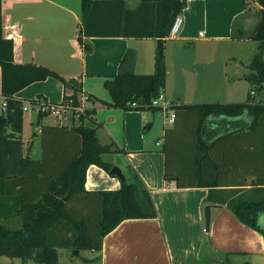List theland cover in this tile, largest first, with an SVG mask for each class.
I'll use <instances>...</instances> for the list:
<instances>
[{"label": "crops", "instance_id": "0c3cea01", "mask_svg": "<svg viewBox=\"0 0 264 264\" xmlns=\"http://www.w3.org/2000/svg\"><path fill=\"white\" fill-rule=\"evenodd\" d=\"M127 1L134 8L141 0ZM259 6L256 3V8L246 10L245 0H187L180 13L184 24L175 36H84L80 42L81 0H2L3 33L14 40V61L47 66L67 79L77 78L82 90L80 97L83 93L90 95L86 103L89 115L83 122L97 127L102 143H113L120 150L113 155L115 165L123 173L128 167L136 172L153 198L156 217L125 219L104 236L101 250L91 249L99 264H264V235L240 220L227 203L233 197V190L264 185V148L252 149L256 156L250 161L238 155L235 161H230L227 151L215 147L210 157H202L191 165L189 184L195 186H179L176 179L166 177L163 149L168 126L162 129V140L156 137V132H148L155 122L157 109H124L111 105L112 95L105 85L107 79L118 73L129 48L136 52L135 72L152 73L159 39H163V44L175 38L205 44L253 39ZM249 61L239 63L240 67L243 64V71ZM198 71L194 72L196 76ZM205 83L197 87L193 95L195 103L175 101L179 97L172 98L167 85L164 94L173 105L174 102L179 105L247 102L250 98L264 103V98H256L255 90L247 101H238L223 90L226 97L214 99L218 92ZM205 88L211 92L202 94ZM66 91L73 90L71 87L66 90L61 80L48 77L16 93L23 103L31 102L28 110H24L22 132L24 151L29 156H42V126H72L82 122L69 114L63 117L52 112L40 114L32 105L34 99L61 102ZM3 100L0 65V110ZM223 121L210 118L203 135L214 139L222 133ZM198 181L204 184L214 181L216 185L197 186ZM122 183L117 175L96 164L88 168L85 186L89 190L119 189ZM207 205L212 206L209 230L205 222Z\"/></svg>", "mask_w": 264, "mask_h": 264}, {"label": "trees", "instance_id": "16d2710c", "mask_svg": "<svg viewBox=\"0 0 264 264\" xmlns=\"http://www.w3.org/2000/svg\"><path fill=\"white\" fill-rule=\"evenodd\" d=\"M256 3L260 4V16L251 37L257 41V47L243 76L261 89L264 0H245L246 10L256 8ZM186 4L187 0H141L131 8L127 0H81L83 26L78 39L82 42L84 36L166 38ZM2 20L0 0L2 93L8 104L5 112L0 113V254L19 257L23 263L33 260L38 264H59L60 249L101 250L104 236L123 220L153 218L157 211L148 188L129 167L124 169L126 178L119 189L86 188L88 168L93 164L116 175L111 171L115 165L112 158L120 151L113 143L100 141L93 123L83 122L88 110L79 117L82 122L78 125L42 126V156L34 158L25 153L24 103L16 93L48 77L61 80L66 90L72 88L73 91H66L64 99L73 98L78 103L82 90L77 78L67 79L35 63H16L14 40L4 36ZM135 57V49L129 48L118 73L106 80L113 99L109 104L124 109H156L151 103L164 92L166 81L163 53H158L152 73L135 72ZM172 108L176 120L165 131L163 150L166 177L176 179L179 186H195L189 184L191 165L202 157H210L215 147L227 151L230 161H235L237 155L250 161L256 156L252 149L264 148V103L254 102L253 98L247 102L172 104ZM210 118L225 122L222 133L212 140L203 135ZM191 172L193 175L194 171ZM198 183L197 186L216 185L214 181ZM232 192L228 206L240 220L264 235V185L254 184Z\"/></svg>", "mask_w": 264, "mask_h": 264}, {"label": "rangeland", "instance_id": "374dc122", "mask_svg": "<svg viewBox=\"0 0 264 264\" xmlns=\"http://www.w3.org/2000/svg\"><path fill=\"white\" fill-rule=\"evenodd\" d=\"M167 39L163 44L164 63L167 69L165 85L171 90L167 94L171 100L181 103H195L193 95L197 87L203 85L214 86L216 92L214 97L225 98L223 92L237 98L238 101H247L252 90L257 92L256 98H264V87L257 88L243 76L239 63L245 64L254 54L257 47L255 39L234 40L230 42L207 43L204 41L194 42L188 40ZM176 42V43H174ZM158 46V45H157ZM158 54V53H157ZM184 63V66L181 64ZM199 70V71H198ZM155 71L152 70L151 72ZM198 71V75L194 74ZM229 84V85H227ZM166 87V86H165ZM199 91V90H198ZM211 92L209 89H202V94ZM205 95V94H204ZM217 99V98H214ZM174 104H179L174 102ZM79 118V117H78ZM155 122L148 132H156V137L162 140V129L167 127L165 119L156 110ZM147 126V125H146ZM59 264H99L96 262L92 250L82 249L81 254H76L75 249H60ZM0 264H38L33 260L23 263L19 257H8L0 254Z\"/></svg>", "mask_w": 264, "mask_h": 264}, {"label": "built area", "instance_id": "2783aa9c", "mask_svg": "<svg viewBox=\"0 0 264 264\" xmlns=\"http://www.w3.org/2000/svg\"><path fill=\"white\" fill-rule=\"evenodd\" d=\"M184 24V17L182 14H178L171 26L170 35H177L182 26ZM90 99V95L88 93H83L79 99L78 103H75L73 98L63 99L61 102H49L47 100H32L34 109L42 114L43 112H52L59 117H63L67 114L74 115L80 117L81 115H86L87 108L86 103ZM137 103H133L136 105ZM7 100L4 99L2 103V108L0 113L5 112L7 108ZM31 105V102H26L23 105V110H28V107ZM151 105L160 111V114L165 119L167 126H172L176 120V112L172 108V103L166 99L164 92L160 93V95L153 99Z\"/></svg>", "mask_w": 264, "mask_h": 264}, {"label": "water", "instance_id": "95a60500", "mask_svg": "<svg viewBox=\"0 0 264 264\" xmlns=\"http://www.w3.org/2000/svg\"><path fill=\"white\" fill-rule=\"evenodd\" d=\"M159 44V53L163 52V42L161 39L158 41ZM113 173H115L121 180H125V175L122 171V169L118 165H114L111 170ZM211 205H207L205 208V222H206V229L209 230L210 228V221H211ZM75 253L79 254V249H75Z\"/></svg>", "mask_w": 264, "mask_h": 264}]
</instances>
